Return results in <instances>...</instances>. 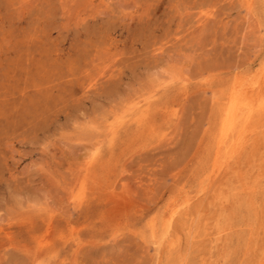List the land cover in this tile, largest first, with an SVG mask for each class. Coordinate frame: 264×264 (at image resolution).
<instances>
[{
    "label": "rangeland",
    "instance_id": "374dc122",
    "mask_svg": "<svg viewBox=\"0 0 264 264\" xmlns=\"http://www.w3.org/2000/svg\"><path fill=\"white\" fill-rule=\"evenodd\" d=\"M261 99L264 0H0V264H264Z\"/></svg>",
    "mask_w": 264,
    "mask_h": 264
},
{
    "label": "bare ground",
    "instance_id": "6f19581e",
    "mask_svg": "<svg viewBox=\"0 0 264 264\" xmlns=\"http://www.w3.org/2000/svg\"><path fill=\"white\" fill-rule=\"evenodd\" d=\"M235 100H236V99H235ZM240 100H241V99H240ZM243 101H244V100H243ZM263 102H264V99L258 100V104H259V106L262 105V104L264 105ZM247 103H249V102H247ZM251 105H252V104L249 103L248 108H247L248 110L246 109V110L248 111V113H247V115H246V119H245L246 121L251 120V119H252V116L255 114V113H254V111H255L254 109H255V108L251 107ZM238 106H239V105H238ZM240 106H242V105H240ZM236 110H237V108H236ZM244 112H245V109H244ZM261 112H262V111H261ZM234 113H235V111H234ZM225 115H226V114H225ZM228 115H229V114H228ZM226 116H227V115H226ZM230 116H231V115H230ZM234 116H235V114H234ZM234 116H233V117H234ZM240 116H241V115H240ZM240 116H239V118H241ZM223 118H224V117H223ZM224 119H225V118H224ZM242 120H243V119H242ZM237 121H238V120H237ZM222 122H223V121H222ZM242 122H243V121H242ZM233 125H234V124H233ZM251 125H252V124H251ZM251 125H250V126H251ZM250 126H248V127H250ZM230 127H231V126H230ZM229 129H230V128H229ZM112 130H113V129H112ZM237 131H238V130H237ZM247 131H248V130H247ZM229 133H230V132H229ZM226 134H227V133H226ZM226 134H225V135H226ZM232 134H233V133H232ZM239 135H240V134H239ZM244 135H245V134H244ZM237 136H238V135H237ZM220 137H221V136H220ZM222 137H223V135H222ZM225 137H226V136H225ZM221 139H222V138H220V140H221ZM228 141H229V140H228ZM220 142H221V141H220ZM220 142H219V144H220ZM231 143H232V142H231ZM242 143L244 144V142H243V137H242V136H239V137L236 138V140L234 141V143L231 144V145H233V147L236 148V146H239V145H241ZM228 146H229V145H228ZM227 148H228V147H227ZM227 148H226V149H227ZM231 148H232V147H231ZM231 148H230V149H231ZM241 148H242V147H241ZM238 149H239V148H238ZM231 150H232V149H231ZM231 150H230V151H231ZM223 151H224V150H223ZM225 151H226V150H225ZM234 151H235V150H234ZM231 153H232V152H231ZM230 155H231V154H230ZM236 156H237V155H236ZM229 157H230V156H229ZM176 207H177V206H176ZM173 209H174V208H173ZM176 210H177V209H176ZM171 211H172V210H171ZM171 211H170V212H171ZM173 211H174V210H173ZM170 212H169V213H170ZM171 215H172V214H171ZM171 215H170V216H171ZM170 216H169V217H170ZM169 217H168V218H169ZM172 219H173V217H172ZM171 222H172V221H171Z\"/></svg>",
    "mask_w": 264,
    "mask_h": 264
}]
</instances>
